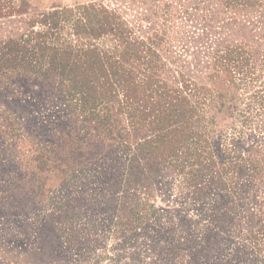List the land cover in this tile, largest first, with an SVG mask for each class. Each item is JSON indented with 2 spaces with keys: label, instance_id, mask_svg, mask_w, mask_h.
Masks as SVG:
<instances>
[{
  "label": "rangeland",
  "instance_id": "1",
  "mask_svg": "<svg viewBox=\"0 0 264 264\" xmlns=\"http://www.w3.org/2000/svg\"><path fill=\"white\" fill-rule=\"evenodd\" d=\"M0 264H264V0H0Z\"/></svg>",
  "mask_w": 264,
  "mask_h": 264
}]
</instances>
